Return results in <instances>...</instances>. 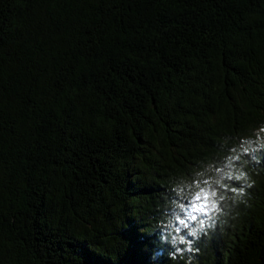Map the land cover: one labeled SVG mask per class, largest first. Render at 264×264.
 <instances>
[{
  "label": "trees",
  "instance_id": "16d2710c",
  "mask_svg": "<svg viewBox=\"0 0 264 264\" xmlns=\"http://www.w3.org/2000/svg\"><path fill=\"white\" fill-rule=\"evenodd\" d=\"M233 147L199 252L170 259L172 188ZM193 255L264 264V0H0V264Z\"/></svg>",
  "mask_w": 264,
  "mask_h": 264
},
{
  "label": "clouds",
  "instance_id": "9594fccd",
  "mask_svg": "<svg viewBox=\"0 0 264 264\" xmlns=\"http://www.w3.org/2000/svg\"><path fill=\"white\" fill-rule=\"evenodd\" d=\"M242 147V143H241ZM243 151H248L244 149ZM237 148L230 149V154L224 157L220 162L223 167H215V175H208L202 179H192V187H188L181 183L179 186H174L172 191L176 193L172 201H166L165 211L162 214L160 222L157 224L159 229V239L161 243L169 242L172 245V249L168 251V257L172 260H176L178 257L183 258L185 253H197L199 248H193L194 242L199 241L201 235L198 233L208 227L207 221L218 210V201L216 200L215 185L222 183V181L233 178L232 161L239 160V155H231L236 153ZM225 168L229 170L226 172ZM199 177L200 174L197 173ZM237 181H245L247 187H252L254 181H250L248 172H241L235 177ZM188 191L190 195L184 196L185 191ZM233 193L238 195L240 201L245 195L244 187H233L231 189ZM203 234H207L204 231ZM171 237L169 241L168 238ZM191 237V239H189ZM183 245L184 247H180ZM162 252L153 251V260H156ZM195 256H191L187 260V264H192V260Z\"/></svg>",
  "mask_w": 264,
  "mask_h": 264
},
{
  "label": "rangeland",
  "instance_id": "374dc122",
  "mask_svg": "<svg viewBox=\"0 0 264 264\" xmlns=\"http://www.w3.org/2000/svg\"><path fill=\"white\" fill-rule=\"evenodd\" d=\"M189 239H191V237H189Z\"/></svg>",
  "mask_w": 264,
  "mask_h": 264
}]
</instances>
